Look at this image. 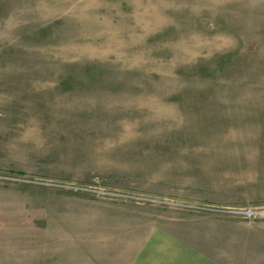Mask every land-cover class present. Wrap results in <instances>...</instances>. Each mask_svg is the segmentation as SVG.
I'll use <instances>...</instances> for the list:
<instances>
[{"label": "rangeland", "instance_id": "1", "mask_svg": "<svg viewBox=\"0 0 264 264\" xmlns=\"http://www.w3.org/2000/svg\"><path fill=\"white\" fill-rule=\"evenodd\" d=\"M0 264H264V0H0Z\"/></svg>", "mask_w": 264, "mask_h": 264}]
</instances>
